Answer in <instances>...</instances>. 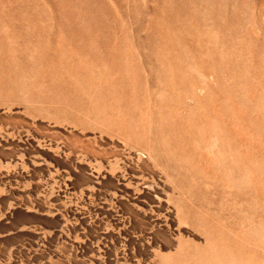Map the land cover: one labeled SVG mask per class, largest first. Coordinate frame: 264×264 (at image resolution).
I'll use <instances>...</instances> for the list:
<instances>
[{"label":"rangeland","instance_id":"rangeland-1","mask_svg":"<svg viewBox=\"0 0 264 264\" xmlns=\"http://www.w3.org/2000/svg\"><path fill=\"white\" fill-rule=\"evenodd\" d=\"M0 264H264V0H0Z\"/></svg>","mask_w":264,"mask_h":264}]
</instances>
